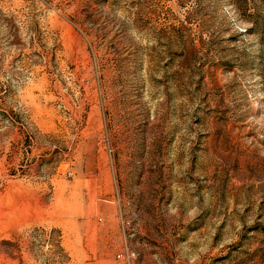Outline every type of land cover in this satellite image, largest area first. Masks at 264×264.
Segmentation results:
<instances>
[{"label": "rangeland", "instance_id": "rangeland-1", "mask_svg": "<svg viewBox=\"0 0 264 264\" xmlns=\"http://www.w3.org/2000/svg\"><path fill=\"white\" fill-rule=\"evenodd\" d=\"M0 264H264V0H0Z\"/></svg>", "mask_w": 264, "mask_h": 264}]
</instances>
